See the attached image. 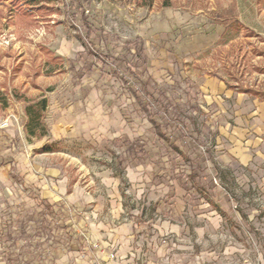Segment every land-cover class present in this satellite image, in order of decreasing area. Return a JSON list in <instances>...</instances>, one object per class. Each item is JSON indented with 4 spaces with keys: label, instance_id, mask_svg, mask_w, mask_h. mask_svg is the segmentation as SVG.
I'll return each instance as SVG.
<instances>
[{
    "label": "rangeland",
    "instance_id": "1",
    "mask_svg": "<svg viewBox=\"0 0 264 264\" xmlns=\"http://www.w3.org/2000/svg\"><path fill=\"white\" fill-rule=\"evenodd\" d=\"M125 77L164 89L175 101L168 118L153 116ZM210 78L233 95L206 103L199 86ZM220 103L255 106L251 117L238 116L250 119L248 165L232 169L214 148ZM258 105L264 0L0 1V264L12 249L35 264L30 239L56 241L67 227L60 208L71 206L64 195L41 198L42 180L101 197L117 188L128 212L162 231L151 246L163 249L158 264H264ZM27 219L29 236L10 246L5 225L15 234Z\"/></svg>",
    "mask_w": 264,
    "mask_h": 264
},
{
    "label": "crops",
    "instance_id": "2",
    "mask_svg": "<svg viewBox=\"0 0 264 264\" xmlns=\"http://www.w3.org/2000/svg\"><path fill=\"white\" fill-rule=\"evenodd\" d=\"M199 89L206 103L214 99L218 101L216 95L221 93L225 96L233 95L224 84L215 82L213 78L205 80ZM217 111L220 126L214 148L217 153L230 156L227 162L232 169L248 165L253 160L249 151L250 119L244 117V125L238 116L246 113L251 117L255 106L250 103L228 108L226 104L220 103ZM256 114L259 139L263 141L264 105L257 106ZM239 122L244 126H238ZM45 184L42 180L37 194L41 198H52L51 203L64 195L73 212L67 206L60 208L66 213L67 227L57 229L56 241L43 237L30 239V245L35 246L30 256L35 264H158L155 257L163 249H151V246L164 240L157 233L162 231L141 213L128 212L117 188L106 190L101 197L77 185L71 192H66V183L60 182L57 191ZM155 211H158V207Z\"/></svg>",
    "mask_w": 264,
    "mask_h": 264
},
{
    "label": "trees",
    "instance_id": "3",
    "mask_svg": "<svg viewBox=\"0 0 264 264\" xmlns=\"http://www.w3.org/2000/svg\"><path fill=\"white\" fill-rule=\"evenodd\" d=\"M0 1H3V0H0ZM23 1L25 3H28V4H33V3H37L40 0H23ZM85 26L87 29L86 37H88L92 31V26L89 23H85ZM93 53L99 59L100 58L105 59V60L111 59V57H109V56L100 55L95 50H93ZM112 70L114 72L118 71L116 67H114V69H112ZM129 74L131 77H134L136 80H139L140 76H141V72H137L135 69L131 70L129 72ZM124 79H125L124 82L127 83L128 87L131 89V92L134 94V96L138 100H140V103H143V105L146 107H151V108L154 107L153 108L154 112L152 114L153 116H157L159 118H161V117L163 118L165 116L166 118H168L167 113H168L169 107H173L175 101L170 96H167L165 94L164 89L158 88L157 85L150 78L148 79L147 83L149 86H151V89H149L147 87L148 85H146V83H144V82H140L141 87L138 88V87H136L135 82H132L130 84V81L128 80V78L125 77ZM45 102H46L45 99L41 100V103L43 104L42 106L45 105ZM153 116H152V120L154 121ZM173 123H174L173 127L176 130H178L179 128L182 127L178 121H173ZM156 127L161 130V124H156ZM158 135H159L160 139H162V140L168 141V139H169L166 136L165 132L159 131ZM170 145L175 150L179 149L176 142H170ZM43 208L45 209V211H44L45 213H48V211L51 210V207L48 204L44 205ZM28 220L29 219L21 221L20 227L15 229L17 231L15 234H13V231L11 232L9 230L10 229L9 225L8 226L5 225V228L7 231L5 236L8 237L7 240L9 241L10 246L16 245V238L14 236H20L23 238L26 237L27 235L29 236V232L27 231ZM42 220L45 221V216H43ZM1 231L3 233V230H1V228H0V232ZM20 257H22V254L18 255L15 250H13V249L9 250V252L6 253V260H7L6 262H7V264H32L33 263L32 259L29 261V259L26 260V258H25V260H23ZM18 259L20 260V262H18Z\"/></svg>",
    "mask_w": 264,
    "mask_h": 264
}]
</instances>
